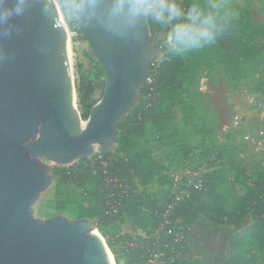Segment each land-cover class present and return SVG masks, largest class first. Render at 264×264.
Listing matches in <instances>:
<instances>
[{"label":"water","instance_id":"obj_1","mask_svg":"<svg viewBox=\"0 0 264 264\" xmlns=\"http://www.w3.org/2000/svg\"><path fill=\"white\" fill-rule=\"evenodd\" d=\"M75 1L76 31L106 73L85 127L54 0H0V264H112L92 221L34 217L54 181L43 160L69 167L96 147L115 153L163 39L184 34L174 24L153 32L144 0Z\"/></svg>","mask_w":264,"mask_h":264},{"label":"rangeland","instance_id":"obj_2","mask_svg":"<svg viewBox=\"0 0 264 264\" xmlns=\"http://www.w3.org/2000/svg\"><path fill=\"white\" fill-rule=\"evenodd\" d=\"M54 1L60 7L69 32V61L80 111V88L85 89L90 82L104 81L106 73L91 57L89 42L76 31L71 9L74 3L71 0ZM203 1L221 19L248 20L264 28V0ZM259 42L264 43V39ZM162 47L163 54L178 52L176 47H165L163 41ZM215 75L225 76L226 69L217 63H208L194 73V66L189 65L182 88H171L159 104L158 110L163 115L160 131L149 124L139 138L147 153L144 164L148 166L152 179L146 188L136 183L134 207L125 211L123 223L119 224L126 227L129 234L137 235L148 229L147 214L154 205L163 204L171 176L189 162L194 166L207 165L215 171L211 183V206L193 202L181 212L184 215L182 221L190 228L191 238L197 236L202 225L211 224V217L242 225L253 224L249 212L254 201L253 188L264 175V65L249 77L235 82L228 76L224 80L219 78L220 84L216 87L209 81L215 79ZM103 94L104 90L97 91L93 99L101 100ZM88 121L83 120V123ZM100 153V148L96 147L86 165L94 166ZM43 162L51 168L53 176V169L62 167L45 159ZM96 185L91 176L78 186L61 187L54 178L52 185L35 203L34 217L42 221L58 216L73 222L81 220L82 216L95 210ZM84 219L92 221L97 229L93 219ZM98 233L105 240L99 230ZM245 249L251 264H264L255 239H248ZM127 259L119 257L114 264H129Z\"/></svg>","mask_w":264,"mask_h":264},{"label":"trees","instance_id":"obj_3","mask_svg":"<svg viewBox=\"0 0 264 264\" xmlns=\"http://www.w3.org/2000/svg\"><path fill=\"white\" fill-rule=\"evenodd\" d=\"M71 1L74 3L71 7L74 15L73 20L77 26V5L75 0ZM144 5L148 6V0H144ZM173 5L175 11L171 14V24L176 25L184 32L181 36L175 32L173 35L178 52L166 51L163 54L155 82L156 97H152L149 101L146 100L148 86L145 85L142 88L139 106L128 115L119 128L116 152L113 154L100 153L96 156L99 158L95 163V168L98 170L97 176L93 175L92 167L86 165L88 160H81L69 167L53 169L54 178L59 187L65 185L78 186L87 176H91L95 180L97 183L94 189L95 210L89 211L86 216L81 217V220L84 218L93 219L97 229L105 239L111 232L120 230L119 224L123 223V217L119 219V224H112L105 217L106 176L103 173L101 161L108 162L110 175L131 180L134 182V187L138 183V185L146 188L152 178L148 166L144 164V160L148 157L139 142V138L145 134L149 124L160 131V119L163 118V115L158 110L159 104L169 94L171 88H182V81L186 78L188 66L193 65L194 73H197V69L207 66L208 63H217L226 69V76L235 82L249 77L264 65V43L259 42L260 39H264L263 27L248 20L221 19L216 15V11L203 0H173ZM148 20L154 32L156 24L150 15H148ZM163 27L164 25L160 29ZM104 89V81L94 84L90 82L85 89L80 88L79 105L82 120H89L94 106L100 101L94 100L93 96L97 91ZM214 174L215 171L209 175L210 188L207 191L194 192L191 199L177 210L175 218L184 225L187 223L182 221L184 215L181 212L182 210L184 212L185 206L193 202L211 206L213 192L211 183ZM253 190L255 192L254 201L249 209L253 216V224L242 225L211 217L210 225H202L207 231L219 227L229 234L231 237V264H251L247 259L245 249V243L248 239H255L258 242V250L264 262V175L260 176ZM135 199L134 197V200L127 206L126 212L130 207H134ZM157 207L154 205L153 209ZM147 219L150 221L149 227L156 224L153 213L147 214ZM231 228L235 229L231 231ZM106 242L111 248V243L107 239ZM127 258L129 264H134V259ZM179 264H188V262L185 259Z\"/></svg>","mask_w":264,"mask_h":264},{"label":"built area","instance_id":"obj_4","mask_svg":"<svg viewBox=\"0 0 264 264\" xmlns=\"http://www.w3.org/2000/svg\"><path fill=\"white\" fill-rule=\"evenodd\" d=\"M146 10L147 16L150 15L156 24L154 32L160 31L162 25L171 24V14L175 11L173 0H148ZM173 35L174 31L171 30L163 39L165 47H175ZM162 58L151 64L150 76L145 84L148 86V96H145L148 101L156 97L155 82ZM101 165L106 176L105 217L108 222L119 224L127 206L134 200L136 188L133 181L110 175L107 161H101ZM92 169L93 175L97 176L95 165ZM212 171L207 165L194 166L189 162L171 176L163 206L161 204L149 213H153L156 218L154 226L137 235L125 232L120 226V230L108 235L106 239L112 245L108 248L114 261L124 255L134 259V264H179L185 260L191 251V231L175 218V214L191 199L194 192H203L210 188L209 175Z\"/></svg>","mask_w":264,"mask_h":264},{"label":"flooded vegetation","instance_id":"obj_5","mask_svg":"<svg viewBox=\"0 0 264 264\" xmlns=\"http://www.w3.org/2000/svg\"><path fill=\"white\" fill-rule=\"evenodd\" d=\"M230 241L229 234L219 227L210 231L201 227L197 236L191 238V251L186 260L188 264H231Z\"/></svg>","mask_w":264,"mask_h":264},{"label":"bare ground","instance_id":"obj_6","mask_svg":"<svg viewBox=\"0 0 264 264\" xmlns=\"http://www.w3.org/2000/svg\"><path fill=\"white\" fill-rule=\"evenodd\" d=\"M55 5H56V9L58 11V14L60 16V20H61V23H62V28H63V33H64V40H65V43H66V47H67V55H68V62H69V66H70V69H71V65H70V61H69V32H68V29L66 27V25L64 24L63 22V18L61 16V12H60V7L59 5L54 1ZM71 58V57H70ZM71 75H72V72H71ZM83 124L82 126H89V122L87 124H84L83 122L81 123ZM111 260H112V264H114V259H113V256L111 255Z\"/></svg>","mask_w":264,"mask_h":264},{"label":"crops","instance_id":"obj_7","mask_svg":"<svg viewBox=\"0 0 264 264\" xmlns=\"http://www.w3.org/2000/svg\"><path fill=\"white\" fill-rule=\"evenodd\" d=\"M219 78H221L222 80H224V79H226L227 78V76L225 75V76H217V75H215V79H213V78H210V82H211V85L212 86H214V87H216L217 85H219L220 84V80H219ZM228 79V78H227ZM123 227V226H122ZM122 229H125V232H129L128 230H126V227L125 228H122ZM130 233V232H129ZM122 258L123 259H126L127 257H125V255L124 256H122Z\"/></svg>","mask_w":264,"mask_h":264}]
</instances>
